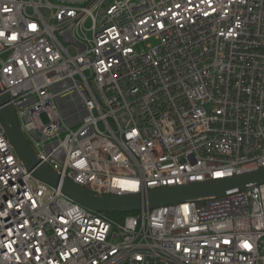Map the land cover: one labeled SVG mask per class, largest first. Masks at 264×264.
<instances>
[{"label": "built area", "instance_id": "2783aa9c", "mask_svg": "<svg viewBox=\"0 0 264 264\" xmlns=\"http://www.w3.org/2000/svg\"><path fill=\"white\" fill-rule=\"evenodd\" d=\"M0 79L40 162L97 193L264 167V0H0ZM0 264H264V183L119 220L0 112Z\"/></svg>", "mask_w": 264, "mask_h": 264}, {"label": "water", "instance_id": "95a60500", "mask_svg": "<svg viewBox=\"0 0 264 264\" xmlns=\"http://www.w3.org/2000/svg\"><path fill=\"white\" fill-rule=\"evenodd\" d=\"M0 107L1 116L10 140L15 145L24 163L34 171V174L55 186L61 184L65 193L78 202L98 211L107 213H127L147 207L153 208L187 201H201L209 196H221L230 190L244 189L250 183H264L263 167L256 171L224 179L152 189L146 194H100L68 178H62L54 169L40 162L32 145L21 130L16 111L9 103L8 95L4 93V86L1 79Z\"/></svg>", "mask_w": 264, "mask_h": 264}, {"label": "trees", "instance_id": "16d2710c", "mask_svg": "<svg viewBox=\"0 0 264 264\" xmlns=\"http://www.w3.org/2000/svg\"><path fill=\"white\" fill-rule=\"evenodd\" d=\"M133 212H127V213H109L111 216L119 219V220H122L124 219L127 215L131 214Z\"/></svg>", "mask_w": 264, "mask_h": 264}]
</instances>
